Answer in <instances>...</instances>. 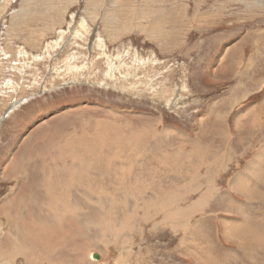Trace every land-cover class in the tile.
<instances>
[{
  "label": "rangeland",
  "instance_id": "rangeland-1",
  "mask_svg": "<svg viewBox=\"0 0 264 264\" xmlns=\"http://www.w3.org/2000/svg\"><path fill=\"white\" fill-rule=\"evenodd\" d=\"M255 117L264 121V0H0V264H264ZM225 133L234 152L223 147L216 164L212 138ZM68 143L86 161L125 163L131 189L105 180L100 197L77 185L53 204L33 169L61 159L75 170ZM209 183V203L182 227L153 206L170 191L188 209ZM99 198L105 230L93 224ZM23 223L63 236L31 253L13 233Z\"/></svg>",
  "mask_w": 264,
  "mask_h": 264
},
{
  "label": "bare ground",
  "instance_id": "bare-ground-1",
  "mask_svg": "<svg viewBox=\"0 0 264 264\" xmlns=\"http://www.w3.org/2000/svg\"><path fill=\"white\" fill-rule=\"evenodd\" d=\"M239 60H241V58ZM140 70L142 71V69H140ZM179 84H178V86L180 87ZM182 88H183V85L180 87V89H182ZM260 115H261V113H260ZM97 122H99V121L97 120ZM251 125L264 126V121L261 120V118H259V117L258 118L255 117V118H253L251 120L250 126ZM231 135L232 134L225 133V135H223V136H220V137L215 136V137L212 138V140H215L213 142H216V143L220 142L219 145H216V147L218 146L217 148H219L218 151L216 150V154H215L216 157H213L214 158V162L216 164L221 162V160H219L217 158H219V157L221 158L222 155H225L227 153L226 152V153L220 155L221 154V152H220L221 149L223 147H227L228 146V145L225 144V142H226V140L228 138L230 140ZM248 138L249 137H247V139ZM231 143H234V142L231 140ZM87 147H88L87 149H86V147H83V150H82L83 153H85V152L88 153V152L91 151L90 146H87ZM116 147L118 148V146H116ZM231 148L232 147H227L226 149L230 150V152H234V150L233 149L231 150ZM77 150L78 149L76 148L75 143H68L67 148L64 149V153L65 154L71 153V154H74L75 156L80 155L79 156L80 158L73 159L71 161V164L74 166L75 170L70 165H68V163L61 161V159H59V160L52 159L49 162L44 159L43 163L40 165L39 170H38L37 167H34L33 171L36 174H38L39 177L43 176L41 189H43V191H42L43 194L46 193L47 199H50L48 197V195L53 194L55 191L61 190L62 192L70 193V192H72L70 190L73 189V188H76L77 185H79L81 188H84L87 191V192H85L87 194L97 193L100 197H102L105 194V184H106L105 180L109 181L110 179L113 182L112 183L110 182L109 184H112V185L115 184L116 187H117L116 189H118L120 191L127 192L128 190L131 189L132 185L131 184L127 185L126 183H127V181H129L130 177L133 176V170L129 166L125 165V163H124L125 161L123 162L124 164H122L121 162L115 163L116 160L113 161L114 159L111 160V159L107 158L106 160L98 159V161L95 162L96 159L95 158H91V157L89 159H87L88 161H86L85 159L82 158V157H85V156H83ZM119 152H121V151H119ZM196 153L199 155L198 152H196ZM100 155H103V154L101 153ZM228 155L231 157V154L228 153ZM232 156H233V153H232ZM49 157H51V156H49ZM119 157H117V158H119ZM102 162H104V163H102ZM206 163L209 164V162H207V161H206ZM35 164H36V162H35ZM46 165H49V167L47 168ZM60 165H63V166L68 167V168L62 169L61 171L53 170V167H60ZM100 168H102V169H100ZM16 169H17V166L14 168V170L11 173H16ZM209 171L210 170H208V172ZM32 174H33V172H32ZM205 177H206V175H205ZM64 179H65V181H64ZM207 179H210V182H212V176H210L209 173L207 174ZM240 183H241V181H239L238 183L234 184L235 187H237L235 189L238 192H241V188H245V186L239 187ZM212 186H214V185H212V183H209V187L207 188L208 192L207 191L202 192V195L197 197V199H195V201L193 202V205H191L188 209L179 207L180 200H178L179 198L176 197L178 194L177 193H172L170 191H169V193H166L163 196L162 200H158L157 202H153V206H154L156 211H161V210L167 211L166 212L167 214L164 213V214H166V216L165 217L163 216V217H164V219L169 221V223H172V224H174L176 226L182 227L183 224H184L183 220L186 217H188V213L190 211H191L190 213H193L192 210L198 209L200 207H205V205H207L209 203L210 195L212 196L211 192L214 189V187H212ZM246 186H248V184H246ZM201 187L202 186H200V188ZM198 189H199V186H196V185L190 186V192H192V193H195ZM181 191H183V190H181ZM249 192L250 191H247V192H244V193H247V195H248ZM255 192H256V190H255ZM244 193H243V195H244ZM58 194H59L58 192H55V195L53 194V200L50 199V201L53 204H56V202H57L56 201V199H57L56 195H58ZM252 195H250V196H252ZM99 199H100V202H98V203L93 202L94 204H98L97 205L98 208H96V209H98L99 212H100V216L96 218V220L94 221L93 224L95 226H98L100 228V230H105V210H104L105 209V200H103L102 198H99ZM249 199H252V198L250 197ZM171 205L173 206L172 208L169 207ZM232 205H234V204H232ZM68 206H70L69 203H64L63 204V207H68ZM151 206H152V203H151ZM42 207H40V208H42ZM238 211H239V209H238ZM21 214H22V217L25 216L24 213H21ZM28 214H29V210H28ZM57 222L58 221H56L55 223H57ZM23 224H24V228L25 229L24 228H20L21 226L17 225V226H15V228L13 230V233L15 234V236H20V239L22 240V242L24 240L25 242L29 243L28 249H29V251L31 253L33 251H34V253H36L38 251V249H39V245H41V244L44 245V242H46V243L47 242H53L54 239L52 238V236H54V235H62L60 232L57 233V230H54L53 231V235H52L50 233L51 228L50 229H45L43 227L29 226L27 223H23ZM61 230H63V228ZM106 230L110 231V232H113L111 224L110 225L108 223L106 224ZM254 230H255V228H254ZM255 231H257V230H255ZM9 234H11V231L9 232ZM26 250H27V248H26ZM92 253H95V252H92ZM92 253L90 254V256L92 255L90 258L91 259L93 258V259L96 260L98 255L97 254H92ZM237 257H240V256H237ZM36 258L38 259L37 256H36ZM56 258H57V256H56ZM118 263L119 264H126L124 262V260H119Z\"/></svg>",
  "mask_w": 264,
  "mask_h": 264
},
{
  "label": "crops",
  "instance_id": "crops-1",
  "mask_svg": "<svg viewBox=\"0 0 264 264\" xmlns=\"http://www.w3.org/2000/svg\"><path fill=\"white\" fill-rule=\"evenodd\" d=\"M261 161H263V163H264V159L263 160H261ZM252 163H255V161H253ZM264 165V164H263ZM249 168V167H248ZM248 172V174L249 173H252V170L251 171H247ZM243 172H241V173H239V172H237L236 174H237V176L238 175H241V176H243V174H242ZM253 174V173H252ZM263 174H264V172H263ZM245 175V174H244ZM248 176V175H247ZM251 178H252V180L253 179H255V177H254V174L252 175V176H250ZM264 178V177H263ZM246 179H248V177H246ZM260 179H262V178H260ZM236 180H237V177H236ZM188 188V187H187ZM260 210V209H259ZM238 211V210H237Z\"/></svg>",
  "mask_w": 264,
  "mask_h": 264
}]
</instances>
